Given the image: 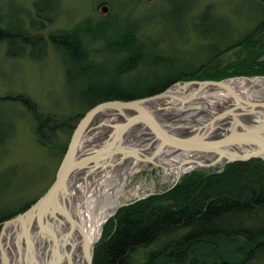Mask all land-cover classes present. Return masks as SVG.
Masks as SVG:
<instances>
[{
  "label": "trees",
  "instance_id": "16d2710c",
  "mask_svg": "<svg viewBox=\"0 0 264 264\" xmlns=\"http://www.w3.org/2000/svg\"><path fill=\"white\" fill-rule=\"evenodd\" d=\"M168 1V14L180 15L187 9L186 3ZM11 2L7 8H0V45L5 46L6 57L40 62L50 47L59 58L69 91L87 75L93 77L76 98L72 97L71 103L81 109L75 116L44 115L25 96L0 98L1 102L19 104L32 117L39 145L49 151L58 149L62 154L65 139L84 112L106 101L139 99L113 97L112 90L104 85L111 68L122 67L99 63L86 47L96 42L104 46L103 52L112 51L109 43L121 42L124 36L107 31L118 26L116 19H86L69 30L43 36L42 32L54 22L60 0H32L30 9L16 1V5H10ZM259 5L261 21L252 34L241 39L242 50L234 72L213 80L264 77V43L255 41L264 32V0H259ZM208 11L199 13L196 26L217 25ZM129 26L133 25H124ZM98 53L104 55L102 51ZM130 69L127 66L128 74ZM62 131H66L61 138L63 144L56 145L54 140ZM16 213L1 215L0 222ZM138 248L145 250L140 264H264V162H237L220 173L191 172L161 195L122 207L103 225L93 249L92 264H126L125 257Z\"/></svg>",
  "mask_w": 264,
  "mask_h": 264
},
{
  "label": "rangeland",
  "instance_id": "374dc122",
  "mask_svg": "<svg viewBox=\"0 0 264 264\" xmlns=\"http://www.w3.org/2000/svg\"><path fill=\"white\" fill-rule=\"evenodd\" d=\"M10 1L0 0V8H7ZM15 1L24 9L31 8L32 0H12L10 5H16ZM182 2L188 5L187 9L180 15H177V12L173 14V17H177L175 19L168 15L170 5L168 0L151 2L147 0H60L59 11L54 22L46 27L42 35L46 36L48 32L58 30H69L86 19L98 21L102 16L118 21L115 30L119 27L123 28L125 23L133 25L128 28L190 27L195 24L199 13L207 9L213 19L228 23L229 41L234 38L232 42L235 43L239 36L249 33L256 27L262 18L259 0H170L171 4ZM255 41L264 43V32L258 34ZM86 47L92 57L95 51L99 52L102 48L96 42L87 44ZM237 53L236 49L225 53L219 61L218 69L224 68V73L234 72ZM96 57L101 64L110 63L104 55ZM89 79L93 80V77L87 75L85 80L77 82L75 88L73 89L72 86L69 91L64 84L59 58L50 47L43 60L33 62L26 58L6 57L5 46L0 45V98L25 96L36 105L38 112L44 115L57 117L78 115L81 109L73 102L71 103V100H73L72 97H77ZM96 123L94 120L91 125L94 126ZM63 133L66 135V131H62L61 136H57L54 140L56 145L63 144L61 139ZM70 134L65 139L66 144ZM37 138L32 117L19 104L0 101V216L12 212H17L15 214L17 215L23 212L44 194L53 181L64 151L62 154L58 149L49 151L39 145ZM197 171L220 173L219 168H203ZM174 179L172 171L160 168L152 171L130 172L116 206L126 204L124 205L126 207L139 198L145 199L143 197L149 194L146 198L161 195L170 189ZM121 208L108 210L109 217L105 222L113 219L115 213ZM105 222L102 223L101 231ZM144 252L143 248H138L130 253L125 257L126 264H140L144 260Z\"/></svg>",
  "mask_w": 264,
  "mask_h": 264
},
{
  "label": "water",
  "instance_id": "95a60500",
  "mask_svg": "<svg viewBox=\"0 0 264 264\" xmlns=\"http://www.w3.org/2000/svg\"><path fill=\"white\" fill-rule=\"evenodd\" d=\"M240 79L248 82L264 81V77H234L221 81L182 82L151 97L106 101L91 107L73 127L53 181L44 194L23 212L1 222L0 255L4 258L1 239L9 226L18 227L21 234L19 242L23 238L26 242L29 238L28 228L34 224L38 227V234L49 241L46 264L60 263L62 245L48 232L53 230V223H59V227L63 223L71 228L78 227L67 212L70 205L65 200L71 190L69 180L75 174L80 176L82 172L91 173L97 169L121 164V167L138 168L139 171L158 168L172 171L177 181L181 175L203 168H219L222 172L228 165L237 162L256 159L264 162V95L247 98L227 85L230 81ZM207 90L224 91L229 96V103H226L222 112L214 115L203 111L201 115L210 120L200 126L167 130L168 128L162 126L158 117L146 106L148 102L165 98L166 95H173L175 98L191 97ZM223 117H228V121L222 122ZM105 119H111L112 123ZM94 120L97 123L92 126ZM138 127L145 129L151 139L138 149L122 146L123 136ZM100 130L106 131L102 140L92 144L85 143V139L92 133L101 132ZM162 151L174 157L180 155L181 161L174 167H166L157 159ZM185 167L191 169L182 173L181 169ZM120 207L122 206L118 208ZM80 233L82 264H92L94 244L88 243L82 232ZM28 256L29 253L26 252L19 264H30Z\"/></svg>",
  "mask_w": 264,
  "mask_h": 264
},
{
  "label": "bare ground",
  "instance_id": "6f19581e",
  "mask_svg": "<svg viewBox=\"0 0 264 264\" xmlns=\"http://www.w3.org/2000/svg\"><path fill=\"white\" fill-rule=\"evenodd\" d=\"M227 85L236 93L238 90L241 96L247 98L253 99L264 95V81L262 80L248 82L240 79L230 81ZM192 96L175 98L173 95H166L165 98L148 102L146 106L150 109V112L158 117L161 125L170 130L200 126L210 120L201 115L203 111H208L211 115H214L222 112L226 103H229L228 94L221 90L202 91ZM186 100L189 101L186 102ZM181 102H186V104ZM156 108H160V110L156 111ZM163 108L164 110H162ZM228 119V117H223L222 122H226ZM105 121L112 123L111 119H105ZM105 132V130H102L101 132L92 133L89 138L85 139V143L92 144L102 140ZM150 139V134L145 129L141 127L133 128L123 136L121 145L138 149V147H143ZM180 157V155L174 157L166 151H162L157 159L159 163L169 168L176 166L181 161ZM120 165L114 164L91 173L84 174L82 172L80 176L75 174L70 178L71 190L65 199L66 203L70 205L67 212L71 214V219L78 224L79 228H71L66 223L59 227V223H53V230L48 233L53 235V238L55 237L59 245H62L63 254L59 264H82L80 232H82L88 243L95 244L97 242L102 223L109 217L108 210L117 207V200L119 197L121 198L120 195L127 184L129 173L139 170L138 168L129 169V167H121ZM125 166L128 165L125 164ZM190 169L191 167H185L181 169V172ZM37 229L38 227L34 224L30 225L28 228L29 238L26 239V242H24V238L19 242L18 238L21 234L18 227L9 226L1 239L4 258L0 255V264H19L22 262V258L25 257L26 252L29 253L28 263L46 264L49 241L44 236L41 237Z\"/></svg>",
  "mask_w": 264,
  "mask_h": 264
},
{
  "label": "flooded vegetation",
  "instance_id": "af4514ba",
  "mask_svg": "<svg viewBox=\"0 0 264 264\" xmlns=\"http://www.w3.org/2000/svg\"><path fill=\"white\" fill-rule=\"evenodd\" d=\"M173 14L168 15L177 19ZM213 23L222 25L196 26L195 22L190 27L108 28L110 33L124 36L121 42L109 43L112 51L103 52L105 48L100 51L112 67L122 68H111L104 87L112 90L115 98L140 99L162 93L176 83L221 81L212 79L224 74V68L218 69L221 57L236 49L237 60L242 50L241 39L252 34L256 27L233 43L234 38L229 41L228 37V23L215 19ZM148 30L157 32H146ZM98 55L101 53H93V57ZM127 66H131L130 75Z\"/></svg>",
  "mask_w": 264,
  "mask_h": 264
}]
</instances>
